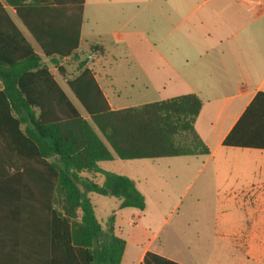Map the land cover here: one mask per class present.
Listing matches in <instances>:
<instances>
[{
  "label": "crops",
  "instance_id": "0c3cea01",
  "mask_svg": "<svg viewBox=\"0 0 264 264\" xmlns=\"http://www.w3.org/2000/svg\"><path fill=\"white\" fill-rule=\"evenodd\" d=\"M90 6L92 22H87ZM5 7L68 94L67 75L61 76L44 57L16 11ZM85 51L91 52L93 63L87 66L112 110L196 95L202 108L194 127L209 149V154L198 156H207L205 165L213 161L221 182L264 186V0H85L73 62ZM0 138V264H49L46 205L42 208L37 198L44 196L46 202L50 192L38 191L42 181L35 164L28 163L33 169L22 176L20 154L30 149L19 145L18 133ZM83 175L97 182L102 177ZM241 193L221 196V205L227 214L246 217L248 252L255 256L257 248L264 247V190ZM118 208L136 209H121L120 201ZM112 216L115 233L122 238L118 216ZM240 224L244 228L242 220ZM129 241L121 264L131 261ZM151 248L143 247L135 264H142Z\"/></svg>",
  "mask_w": 264,
  "mask_h": 264
},
{
  "label": "trees",
  "instance_id": "16d2710c",
  "mask_svg": "<svg viewBox=\"0 0 264 264\" xmlns=\"http://www.w3.org/2000/svg\"><path fill=\"white\" fill-rule=\"evenodd\" d=\"M84 3L0 0V135L18 133L19 145L30 149L20 154L22 176L33 169L28 163L35 164L38 191L50 192L46 202L37 198L46 205L49 264H121L127 242L115 233V216L103 225L88 193L115 197L121 209L143 211L146 200L134 180L99 163L114 154L121 160L160 159L206 155L209 149L194 127L202 108L196 95L112 110L87 60L67 80L84 118L5 7L16 11L44 57L65 76L60 62L72 60L79 48ZM142 264L181 263L147 251Z\"/></svg>",
  "mask_w": 264,
  "mask_h": 264
},
{
  "label": "rangeland",
  "instance_id": "374dc122",
  "mask_svg": "<svg viewBox=\"0 0 264 264\" xmlns=\"http://www.w3.org/2000/svg\"><path fill=\"white\" fill-rule=\"evenodd\" d=\"M88 1L89 4L93 2ZM86 21L92 22L91 6ZM90 54L82 52L78 63L71 60L63 65L65 76L68 79L76 77L77 66L84 60L92 64ZM65 89L83 110L70 89ZM206 160L207 156L143 160H121L114 156L112 161L100 164L106 171L133 179L147 202L143 211H121L115 197L95 193L89 196L102 224L113 214L118 216L121 236L130 240L129 264H135L143 247L149 244L153 252L193 264H264V247L257 248L255 256L248 252L246 217L227 214L221 205V196H241L242 190L251 193L257 188L263 192L264 186L221 182L220 171L215 169L213 161L205 165ZM103 182L99 177L98 183ZM240 220L245 225L241 229ZM260 239V243L264 242L262 234Z\"/></svg>",
  "mask_w": 264,
  "mask_h": 264
}]
</instances>
